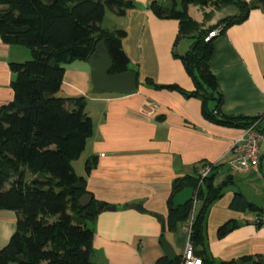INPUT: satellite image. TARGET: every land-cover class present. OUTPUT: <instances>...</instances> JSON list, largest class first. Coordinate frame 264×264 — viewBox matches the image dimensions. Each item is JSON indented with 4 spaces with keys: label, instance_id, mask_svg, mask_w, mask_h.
<instances>
[{
    "label": "crops",
    "instance_id": "1",
    "mask_svg": "<svg viewBox=\"0 0 264 264\" xmlns=\"http://www.w3.org/2000/svg\"><path fill=\"white\" fill-rule=\"evenodd\" d=\"M160 1L166 6L167 0H133L134 7L123 16L113 13L117 16L115 29L102 24L104 29H122L127 34L122 46L130 64L137 66V69L129 67L138 76L136 93L99 94L94 90L88 61L66 65L60 93L66 97L84 96L86 112L94 125L93 134L73 167L78 177L85 178L86 191L105 206L97 219L88 224L94 231L91 260L94 264H157L159 258L165 257L162 237L181 260L189 241L188 223H178L173 231L168 229V200L173 182L195 176L203 164L217 166L213 172L215 186L230 180L206 215V253L218 264L264 255L261 217L231 206L239 191L249 203L264 209V197L255 201L248 193L236 189L235 172L228 165L233 141L244 130L206 119L200 98L188 97L177 90H160L147 81L177 85L186 92L195 90L194 81L174 55L186 54L194 39L189 36L177 42L179 22L160 19L150 9L153 2ZM177 3L179 9L181 1ZM214 8L212 4L191 5L188 14L201 29L238 14L233 4ZM186 39L188 42L182 48L180 45ZM213 47L209 65L223 97L217 119L264 113V11L253 10L244 23L216 36ZM26 49L5 44L0 38V108L14 98L15 76L9 64L30 58ZM211 104L210 109H214L215 102L208 106ZM261 151L259 170L243 173L260 172L264 178V145ZM93 161L96 163L87 175L86 164ZM135 202L142 211L134 208ZM155 215L164 218L165 233ZM17 219L16 212L0 209V250L13 236ZM228 222L238 226L225 237H219L218 229Z\"/></svg>",
    "mask_w": 264,
    "mask_h": 264
},
{
    "label": "trees",
    "instance_id": "2",
    "mask_svg": "<svg viewBox=\"0 0 264 264\" xmlns=\"http://www.w3.org/2000/svg\"><path fill=\"white\" fill-rule=\"evenodd\" d=\"M171 2V7L161 1L153 2L150 9L160 19L179 22L177 42L189 36L194 39L186 54L174 55L194 81L195 90L186 92L177 85H156L152 79L148 83L160 90H177L200 98L208 120L248 129L257 117L217 119L223 97L209 65L214 38L210 42H205V38L212 31L222 28V34L244 23L255 9L264 11V0H181V10L177 0ZM210 4L215 8L233 4L238 14L201 29L189 16L188 8ZM132 7L133 0H0V38L5 44L26 47L32 56L29 61L9 64L15 76L14 98L0 108V209L18 214L16 230L8 245L0 250V264L19 262L20 257L24 261L19 264H94V231L88 224L97 219L98 207L104 205L93 197L87 208L79 204V199L89 193L85 178L78 177L73 167L84 152L94 125L86 112L84 96L58 94L64 84L66 65L88 61L102 41L113 63L112 74L130 71V59L122 46L126 32L104 29L102 24L106 8L123 16ZM211 101L215 102L214 109L208 106ZM95 163L86 164L87 175ZM209 165L203 164L193 177L173 182L168 200V229L173 231L178 223L190 221L194 200L177 208L174 199L184 189L194 188L197 208L191 241L195 254L203 264H218L205 251L204 224L210 206L221 197L230 180L214 185L217 166L203 178L201 172ZM77 184L81 187L74 189ZM231 206L250 210L259 217L264 214V209L249 203L239 191ZM237 226L234 222L222 225L218 236L225 237ZM179 263L180 257L173 262L165 257L157 260V264ZM220 264H264V255Z\"/></svg>",
    "mask_w": 264,
    "mask_h": 264
},
{
    "label": "water",
    "instance_id": "3",
    "mask_svg": "<svg viewBox=\"0 0 264 264\" xmlns=\"http://www.w3.org/2000/svg\"><path fill=\"white\" fill-rule=\"evenodd\" d=\"M91 66V76L94 85L95 92L102 93H115L121 95L133 94L138 91V76L136 72L127 71L121 74H112L113 63L108 54L106 44L104 41L100 42L95 49V52L88 59ZM80 184L73 186L74 189H79ZM195 197L194 188H186L175 196L174 206L179 208L183 207L188 203H191ZM92 201V196L89 194L83 195L79 199V204L83 208H87ZM134 208L138 211H142L138 202H135ZM98 209L101 211L104 206H99ZM114 210V207L108 208ZM159 222H161L162 232H166V223L164 218L159 215L154 216ZM161 245L165 253V257L169 261H174L177 257L176 252L172 245L168 242L165 237L161 238ZM19 262L10 264H19L24 261V257H20Z\"/></svg>",
    "mask_w": 264,
    "mask_h": 264
},
{
    "label": "built area",
    "instance_id": "4",
    "mask_svg": "<svg viewBox=\"0 0 264 264\" xmlns=\"http://www.w3.org/2000/svg\"><path fill=\"white\" fill-rule=\"evenodd\" d=\"M222 30L223 29L220 28L210 32L205 38V42H210L213 38L220 35ZM256 117L258 118L256 122L248 129H245L243 133L233 141L232 149L230 151L231 158L228 161V165L235 173L257 171L261 166V147L264 145V113ZM214 166L215 165L210 164L204 168L201 172V176L206 178L211 175ZM196 204V197H194L192 215L188 222L189 241L179 264H203L202 259L196 256L195 247L191 241ZM260 221L264 223V214Z\"/></svg>",
    "mask_w": 264,
    "mask_h": 264
},
{
    "label": "rangeland",
    "instance_id": "5",
    "mask_svg": "<svg viewBox=\"0 0 264 264\" xmlns=\"http://www.w3.org/2000/svg\"><path fill=\"white\" fill-rule=\"evenodd\" d=\"M178 1L180 2L181 0H178ZM166 2H167L166 6L170 7L172 4L171 0H167ZM179 9H182L181 5L179 6ZM116 18H117V16H115L111 10L106 8V17H105V22L103 23V26L104 27H110V29H115L116 26L114 23H116ZM186 40L187 41L181 43L180 46H182V48L184 46H186L188 39H186ZM26 50H28V49H26ZM28 52H30V51H28ZM31 58H32V56L30 53V58H27V59L25 58V60H22L21 62L29 61V60H31ZM129 67H130V69H135L137 66H136V64H130ZM58 96L66 97V95H64L63 93H59ZM209 108H212V104L210 105ZM76 169L78 170V168H76ZM234 176H235V187H236V189L238 188V190L248 193V195L250 197H253V199H255V201H259L264 197L263 196V194H264V192H263L264 191V178L260 172L255 173V174H253V173L237 174V172H236V173H234ZM219 178L217 179V181L220 183L221 179H219ZM199 205H201L200 201L198 202V206Z\"/></svg>",
    "mask_w": 264,
    "mask_h": 264
}]
</instances>
